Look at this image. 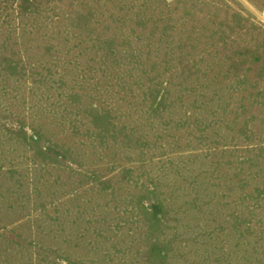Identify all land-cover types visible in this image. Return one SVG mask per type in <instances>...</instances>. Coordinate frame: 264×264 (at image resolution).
<instances>
[{
  "label": "rangeland",
  "instance_id": "rangeland-1",
  "mask_svg": "<svg viewBox=\"0 0 264 264\" xmlns=\"http://www.w3.org/2000/svg\"><path fill=\"white\" fill-rule=\"evenodd\" d=\"M0 264H264V0H0Z\"/></svg>",
  "mask_w": 264,
  "mask_h": 264
}]
</instances>
